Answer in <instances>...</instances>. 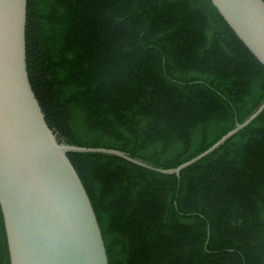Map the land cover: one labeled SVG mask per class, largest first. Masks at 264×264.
I'll list each match as a JSON object with an SVG mask.
<instances>
[{
    "label": "trees",
    "instance_id": "1",
    "mask_svg": "<svg viewBox=\"0 0 264 264\" xmlns=\"http://www.w3.org/2000/svg\"><path fill=\"white\" fill-rule=\"evenodd\" d=\"M25 51L60 141L159 168L198 155L264 99V66L211 0H27ZM66 154L108 264H264V109L178 177ZM0 264H10L1 209Z\"/></svg>",
    "mask_w": 264,
    "mask_h": 264
},
{
    "label": "water",
    "instance_id": "2",
    "mask_svg": "<svg viewBox=\"0 0 264 264\" xmlns=\"http://www.w3.org/2000/svg\"><path fill=\"white\" fill-rule=\"evenodd\" d=\"M264 66V0H211ZM27 0H0V209L10 264H108L98 216L67 152L112 154L179 176L251 123L264 99L207 149L174 168L124 151L60 141L32 90L25 51Z\"/></svg>",
    "mask_w": 264,
    "mask_h": 264
}]
</instances>
